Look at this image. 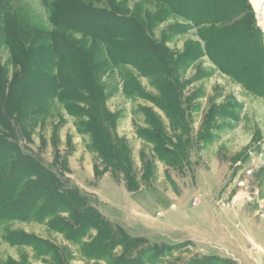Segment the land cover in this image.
Returning a JSON list of instances; mask_svg holds the SVG:
<instances>
[{
  "label": "rangeland",
  "instance_id": "rangeland-1",
  "mask_svg": "<svg viewBox=\"0 0 264 264\" xmlns=\"http://www.w3.org/2000/svg\"><path fill=\"white\" fill-rule=\"evenodd\" d=\"M247 4L264 48V0ZM5 5L35 24L50 25L44 0H0V9ZM125 6L150 13L158 7L131 0ZM186 23L171 16L152 30L177 60L173 78L141 76L129 65L105 70L93 58L110 129L129 148V163L140 179L137 191H127L121 175L102 173V161L79 128L85 115L70 113L61 101L31 115L33 124L19 143L85 193L104 219L144 239L145 247H162L153 264L204 257L227 261L216 264H264V94L218 70L201 54L197 28ZM9 59V49L0 45V62L11 70ZM151 131H161L168 158L154 152L157 141L146 135ZM143 163L148 180L141 179ZM31 236L63 252L61 264H107L85 257L80 244L35 221L0 222V264H57L29 245L11 243Z\"/></svg>",
  "mask_w": 264,
  "mask_h": 264
},
{
  "label": "trees",
  "instance_id": "trees-1",
  "mask_svg": "<svg viewBox=\"0 0 264 264\" xmlns=\"http://www.w3.org/2000/svg\"><path fill=\"white\" fill-rule=\"evenodd\" d=\"M127 1L44 0L49 27L33 23L26 13L7 5L0 9V45L9 49L13 66L9 70L0 62V222L46 223L71 243L80 244L85 257L107 264H153L165 251L162 247H145L144 239L104 219L85 193L62 179L38 154L23 150L20 136L33 124L31 115L46 111L53 100L61 101L70 113L85 115L79 128L89 137L88 148L102 161V173L109 169L114 177L121 175L127 191H137L140 179L129 163V148L110 129L111 114L104 107L93 58L105 70L129 65L141 76L173 78L177 60L152 30L156 23L178 16L189 28H197L202 55L261 95L264 48L247 0H131L156 4L153 13L130 11ZM146 135L157 141V156L168 158L161 131ZM148 168L143 163L141 179L148 180ZM86 236L89 240L84 242ZM11 243L29 245L54 262L63 253L33 236ZM217 261L204 257L187 264Z\"/></svg>",
  "mask_w": 264,
  "mask_h": 264
},
{
  "label": "bare ground",
  "instance_id": "bare-ground-1",
  "mask_svg": "<svg viewBox=\"0 0 264 264\" xmlns=\"http://www.w3.org/2000/svg\"><path fill=\"white\" fill-rule=\"evenodd\" d=\"M261 7L264 8V4ZM263 21H264V18H263Z\"/></svg>",
  "mask_w": 264,
  "mask_h": 264
}]
</instances>
